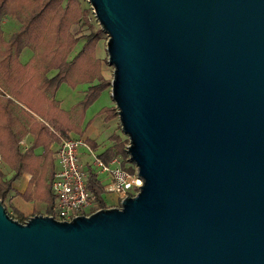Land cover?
<instances>
[{
	"label": "water",
	"instance_id": "obj_1",
	"mask_svg": "<svg viewBox=\"0 0 264 264\" xmlns=\"http://www.w3.org/2000/svg\"><path fill=\"white\" fill-rule=\"evenodd\" d=\"M88 1L142 187L68 222L0 200V264H264V0Z\"/></svg>",
	"mask_w": 264,
	"mask_h": 264
},
{
	"label": "trees",
	"instance_id": "obj_2",
	"mask_svg": "<svg viewBox=\"0 0 264 264\" xmlns=\"http://www.w3.org/2000/svg\"><path fill=\"white\" fill-rule=\"evenodd\" d=\"M8 16L15 18L20 28L5 41L2 22ZM75 26H86L90 33H74ZM82 40H85L83 48L71 59ZM100 40V31L91 24L90 10L84 8L82 0H0V85L12 97L0 94V155L15 172L6 180L0 171V200L4 205L14 191V182L28 174L32 178L22 197L29 202H45L47 214L52 213L56 199L51 188L54 160L50 146L61 138L68 139L71 134L83 135L86 112L111 88V80L103 76L102 62L96 58ZM26 48L40 51L39 60L45 72L55 70L56 74L52 78L42 77L35 66L23 65L20 57ZM63 84L73 89L81 84L89 85L72 114L62 110L56 100ZM99 114L106 115V122L118 117L115 107H105ZM30 133L34 135V142L23 152L21 142ZM112 139L113 146L100 158L106 164L119 158L123 167L133 172L132 166H126L130 158L129 140L124 141L120 136ZM88 144L97 150L94 142ZM38 149H43L44 154H37ZM88 188L95 198L94 211L108 208L104 187L92 170ZM5 207L13 219L20 223L28 221L18 210Z\"/></svg>",
	"mask_w": 264,
	"mask_h": 264
},
{
	"label": "built area",
	"instance_id": "obj_3",
	"mask_svg": "<svg viewBox=\"0 0 264 264\" xmlns=\"http://www.w3.org/2000/svg\"><path fill=\"white\" fill-rule=\"evenodd\" d=\"M2 91L0 88V93ZM54 149L58 168L54 172L51 188L56 200L49 216L60 222L95 213V198L88 188L90 170L98 176L106 194L120 196V204L125 198L138 195L142 187L143 179L134 164V171L130 172L119 158L109 164L104 163L83 138H61Z\"/></svg>",
	"mask_w": 264,
	"mask_h": 264
},
{
	"label": "crops",
	"instance_id": "obj_4",
	"mask_svg": "<svg viewBox=\"0 0 264 264\" xmlns=\"http://www.w3.org/2000/svg\"><path fill=\"white\" fill-rule=\"evenodd\" d=\"M7 18H10V17L8 16V17L4 18V20L2 22L3 37H4L5 41H8L12 37V35L20 28V23L16 22L17 20L15 18H11V21L13 24L10 25V28H12V30L10 32H8L5 28V26L7 24V20H6ZM17 24H19V25H17ZM82 44H83V42H82ZM97 52H98V49H97ZM96 55H97V53H96ZM39 58H40V51H33L30 48H26L20 57V62L23 65L29 64V65L35 66L37 69H39L42 77L46 76L47 78H52L56 74V71L51 70V71L45 72L44 65L41 63ZM66 85L67 84H63L60 87V89L56 95V100L59 102L60 108L62 110L72 114L76 105L84 99V96L86 94V91H87L89 85L88 84H81V85H78L75 89L71 88L68 85H67L68 88H66ZM0 88L3 90L0 94H5L8 98H12L4 90V88L1 85H0ZM80 88L82 90H79ZM77 92H79L78 99H76V96H75V93H77ZM20 106L22 108L26 109L24 106H22V105H20ZM108 107H113V105H110ZM103 108H105V107H103ZM102 109H99V111H97V113L93 119L89 118V116H88L89 110H88L86 112L84 124L82 126L83 135L71 134V136H70V137H74V138H83L87 142H94L97 145L96 152L98 155H101L108 148L113 146V144H109L106 147H100L99 142H98L99 140H97V139H100V141L102 140L103 133L105 130L104 126L109 124V122H106V120H105L106 115L105 114H103V115L99 114V112ZM74 119L77 120L76 115H74ZM97 119H99L103 123H101V122L95 123V120H97ZM59 141L54 142L50 146V152L52 153L53 160H54L53 161L54 162L53 163L54 172L58 168V162H57L56 154L54 151L55 150L54 146ZM33 142H34V135L30 133L21 142L22 151L23 152L26 151L33 144ZM36 153L42 154V155L44 154L43 149H38L36 151ZM0 171H2L5 174L6 180H10L13 177V175L15 174V172L7 164H5L2 161L1 155H0ZM31 178H32L31 175L24 174L19 179H17L13 184L14 191L9 195V197L5 203V206H7L10 210H12V209L18 210L19 212L24 214V216L27 218H30L29 216L32 215L33 210H35V208L37 206L36 203H41L44 206H46V213H47V204L45 202L38 201V200H34V201L29 202L22 197V195L27 191V189L29 187ZM106 197L109 198V201H106L108 208H117L116 205L120 204V201H121L120 196H118L116 194H104L105 200H106ZM35 215L36 214H34L33 216H35ZM47 216H49V215L47 214Z\"/></svg>",
	"mask_w": 264,
	"mask_h": 264
},
{
	"label": "rangeland",
	"instance_id": "obj_5",
	"mask_svg": "<svg viewBox=\"0 0 264 264\" xmlns=\"http://www.w3.org/2000/svg\"><path fill=\"white\" fill-rule=\"evenodd\" d=\"M82 2L84 5V8H88L90 10V22H91V24L94 25L95 28L98 29L100 31V34H101V40L97 46L98 52L96 49V53H97L96 58L102 62L101 72L106 79L112 81L114 78V67L112 65H110L108 62L109 54H108L107 47H108L109 36L105 31H103L101 25L99 24V21L97 20L95 14H94V10H93L91 4L89 3V1L88 0H82ZM11 18L12 17L6 19L7 24H6L5 28L8 32H10L12 30V28H10V25L13 24L11 21ZM16 22H18V21H16ZM17 25H19V24H17ZM78 31H81L83 34H87V35L90 33V31L87 29L86 26H75L73 28L74 33H77ZM82 42H83V44H82ZM84 44H85V40H82L80 42V44L77 45V47L75 48V50L71 56V59L77 53H79L81 51ZM66 88H68L67 85H66ZM79 90H82V89L80 88ZM75 96H76V99H78L79 92L75 93ZM110 105H113V107L116 108V104H115V102L112 98V95H111V88L106 90L101 95L100 99L94 105H92V107H90V109L88 111L89 118L93 119L94 116L96 115L97 111H99V109H102L103 107H108ZM100 122L101 121L99 119L95 120V123H100ZM101 123H103V122H101ZM104 127H105V130L103 133L102 140L100 141V139H97V140H99L98 142H99L100 147H106L109 144H114V141L112 139L113 136H120L121 139H123L124 141L129 140V137L123 132L122 125H121L120 120H119V115L114 120L110 121L108 125H105ZM83 160L86 161L87 158L83 157ZM133 164L134 163L131 162V160L129 158V160L126 163V166L131 167ZM106 201H109L108 197H106ZM36 204H37V206H36L35 210H33L32 215H30L29 217L30 218L34 217L33 216L34 214H36V216H38V215L47 216L46 206H44L41 203H36ZM116 206H117V208H120L121 204H118ZM94 209H96V208H94Z\"/></svg>",
	"mask_w": 264,
	"mask_h": 264
}]
</instances>
